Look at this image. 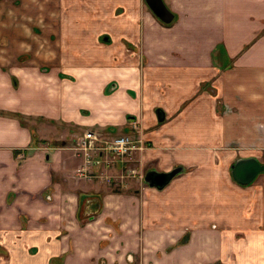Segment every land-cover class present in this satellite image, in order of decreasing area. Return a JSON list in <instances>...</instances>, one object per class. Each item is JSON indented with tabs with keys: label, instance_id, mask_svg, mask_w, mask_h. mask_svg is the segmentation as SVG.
Here are the masks:
<instances>
[{
	"label": "crops",
	"instance_id": "crops-1",
	"mask_svg": "<svg viewBox=\"0 0 264 264\" xmlns=\"http://www.w3.org/2000/svg\"><path fill=\"white\" fill-rule=\"evenodd\" d=\"M62 1L51 29L0 15V245L21 264H264V171L231 176L242 160L264 166V0H162L169 25L144 0ZM80 112L143 140L142 175L182 172L162 189L79 178L65 143L82 133L48 137L93 125ZM80 194L100 197L90 222Z\"/></svg>",
	"mask_w": 264,
	"mask_h": 264
},
{
	"label": "rangeland",
	"instance_id": "rangeland-1",
	"mask_svg": "<svg viewBox=\"0 0 264 264\" xmlns=\"http://www.w3.org/2000/svg\"><path fill=\"white\" fill-rule=\"evenodd\" d=\"M69 9H70V7H68V5L63 3L62 0H0V15H14V16H16V18H13L11 20L8 19L7 20L8 24H15V23L20 24V23H22L21 14L28 13L30 16H33V19L30 20V22H29L33 26V28H32L33 30H41L42 31L44 29H51L52 27H50L49 25L52 23L51 18L56 17L55 11H58V12L60 11L61 19L62 18L67 19L68 18L67 14H69ZM37 13H38V17L43 18V25L40 24L39 21H37ZM4 21H5V18L1 17L0 18V24H2L3 26H4ZM24 23H27L29 25L28 22H24ZM241 29H242V31H244L243 28H241ZM99 78H100V75L97 73H93L91 75L92 82H94V83H96L99 80ZM93 107H94V110L96 111V115L94 118H96L98 120H103L104 116L100 115V113L98 111L100 108L99 103L93 102ZM0 116H10V114H4L0 111ZM80 116H81V118L86 119V117L83 116L81 112H80ZM39 119L42 120V118H39ZM32 120H34V119H32ZM86 120L89 124H93V125H84V124L67 125V126H66V124H63L64 126L63 125L62 126L57 125V128L60 132L57 135H55V137L53 135H50V137H48V139L58 138L61 135L63 128L67 129L69 127H72L73 131L76 133H79V134L84 133L86 131H93V132L103 134V135H109V136L113 135V133L109 132L110 131L109 128H111V127L107 126L105 129H103V127L101 125H99L100 123H97V122L91 123L90 119H86ZM23 124H27V123H23ZM37 125H38V121L35 122V124H33L31 126H27V127L30 130H31V128L33 130L34 128L35 129L38 128ZM103 130H108V131H103ZM114 131H115L114 132L115 134L121 133V129L118 126L114 127ZM102 132H109V133H102ZM71 134L72 133H69L68 135H71ZM121 135H123V134H121ZM127 135L132 136L131 134H127ZM37 136L44 138L43 134H41V135L37 134ZM39 139H41V138H39ZM40 141H42V140H39V142ZM70 142H71V144H70ZM70 142L65 143V144H68L67 146H70V145H72L73 141H70ZM110 174H115V173L111 172ZM88 181H90V180H88ZM96 181H98V180H91V182L93 184L98 185ZM100 182L105 187H108V185L105 183V181H100ZM113 187L114 186H111V188H113ZM81 210H83V209H80V212H81ZM100 210L101 209H87L84 213L81 212L83 214L79 215V218H80L79 220H81L83 222L84 221H90V219L92 220L93 217H96L100 213ZM99 246L102 248V250L105 248V247H102V245H99ZM90 248H91V246H89V249H86V252H88V250H90ZM93 256H94V254H93ZM93 256L90 255V258ZM55 258L58 259V257H55ZM95 259L96 258H94L93 261ZM22 261H24V260L20 257L19 253L14 252V249L11 250L7 247L0 245V264H21ZM63 261H64V259L63 260H56L54 262V264H63ZM94 264H104V263L100 259L99 261L98 260L94 261ZM108 264H115V263H113V261H112V262H109Z\"/></svg>",
	"mask_w": 264,
	"mask_h": 264
},
{
	"label": "built area",
	"instance_id": "built-area-1",
	"mask_svg": "<svg viewBox=\"0 0 264 264\" xmlns=\"http://www.w3.org/2000/svg\"><path fill=\"white\" fill-rule=\"evenodd\" d=\"M144 148L142 139H134L127 134L109 136L86 131L73 140L71 150L86 165H100L99 168L106 169V173L109 171L106 174L108 180L119 182L128 189L131 182L143 179L142 173L134 165V156ZM77 172L83 175L87 169L82 168Z\"/></svg>",
	"mask_w": 264,
	"mask_h": 264
},
{
	"label": "water",
	"instance_id": "water-1",
	"mask_svg": "<svg viewBox=\"0 0 264 264\" xmlns=\"http://www.w3.org/2000/svg\"><path fill=\"white\" fill-rule=\"evenodd\" d=\"M151 13L163 24L168 25L173 22L174 15L165 6L162 0H144ZM246 165V166H245ZM231 172L232 178L240 185L250 184L255 177L264 171V166L258 164L255 160H242L234 165ZM182 172V168L177 167L169 173H158L156 171H148L145 173L144 183L156 189L164 188L173 177ZM217 264V263H216Z\"/></svg>",
	"mask_w": 264,
	"mask_h": 264
},
{
	"label": "flooded vegetation",
	"instance_id": "flooded-vegetation-1",
	"mask_svg": "<svg viewBox=\"0 0 264 264\" xmlns=\"http://www.w3.org/2000/svg\"><path fill=\"white\" fill-rule=\"evenodd\" d=\"M71 147H72V145H70L69 147H66V149L69 150L75 158H77V159L82 161V166L79 167L78 169H76V171H75L76 172L75 174L79 178H81L83 180H86V181L87 180L91 181V180L100 179V180L105 181V183L108 186H110V187L114 186L113 187L114 190H123V189H125V188L122 187V185L119 182H116V181H113V180H108L107 177H106V174H109V171H108V173H106L107 172L106 169L99 168L100 165H93V164L92 165H86L81 158L75 156L74 152L71 150ZM234 167L235 166L232 167L231 172L234 170ZM82 168H86L87 169V172L85 174H83V175H81V174H79L77 172L78 170H80ZM143 178H144V175H143ZM141 181H143V179L140 180V181L138 180V182H141ZM99 199H100V197L97 194H82V195L80 194L78 196V207H77L78 218H79V215L83 214L87 209H96V207H99L100 206V204L98 203ZM80 209H83V210H81V212H83V213L80 212ZM90 221H92V220L90 219ZM90 221H84V222H90ZM104 244L105 243H102L100 245H102V247H104ZM63 259H64L63 256L58 257V259L57 258H51L50 259V264H54V262L56 260H63Z\"/></svg>",
	"mask_w": 264,
	"mask_h": 264
},
{
	"label": "trees",
	"instance_id": "trees-1",
	"mask_svg": "<svg viewBox=\"0 0 264 264\" xmlns=\"http://www.w3.org/2000/svg\"><path fill=\"white\" fill-rule=\"evenodd\" d=\"M16 117L21 121V122H23V117L22 116H20V115H16ZM58 147H61V146H63L64 145V142H57V143H55Z\"/></svg>",
	"mask_w": 264,
	"mask_h": 264
}]
</instances>
